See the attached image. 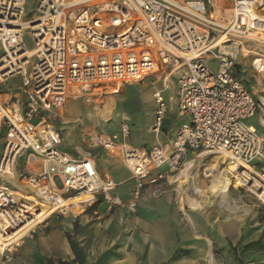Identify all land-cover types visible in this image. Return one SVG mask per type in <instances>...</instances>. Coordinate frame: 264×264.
Instances as JSON below:
<instances>
[{"label": "built area", "instance_id": "1", "mask_svg": "<svg viewBox=\"0 0 264 264\" xmlns=\"http://www.w3.org/2000/svg\"><path fill=\"white\" fill-rule=\"evenodd\" d=\"M256 44L264 45V0L230 7L209 0H0V87L21 79L0 92V264H13L51 218L72 213L65 206L71 199L89 197L83 213L101 201L108 212L136 214L150 187L155 199L167 193V175L189 154L224 156L234 168L231 185L264 207V96L247 76L250 68L257 87L264 83V50ZM149 78L163 81L153 95V134L168 115L172 79L178 110L190 118L170 144L135 148L124 122L115 132L82 131L83 156L65 151L61 124L70 101L105 98ZM256 116L258 128L249 124ZM98 150L130 172L127 202L97 168ZM44 213L51 215L39 222Z\"/></svg>", "mask_w": 264, "mask_h": 264}, {"label": "crops", "instance_id": "2", "mask_svg": "<svg viewBox=\"0 0 264 264\" xmlns=\"http://www.w3.org/2000/svg\"><path fill=\"white\" fill-rule=\"evenodd\" d=\"M209 1L216 7H230L233 3V0ZM134 88L135 91L125 87L120 94L114 96L115 100L111 98L112 96L105 99L110 111L105 113L100 110L102 114H96L99 124H103L101 128L112 127L109 132H115L122 123L127 122L131 126L128 143L135 148L149 150L156 145L170 144L179 127L190 121L188 116L182 115L178 110L175 79L170 80L169 89L165 92L168 115L158 136L151 131L155 119L153 95L163 88V81L149 78ZM145 94L148 112L147 120L143 121L145 115L138 96ZM67 112L68 107L61 124L65 151L72 148L77 151L72 157L83 156L87 152L83 141L82 146L75 145L73 139L63 134L65 128L62 125L79 120L73 116L66 118ZM99 124L94 125V129L84 131H94ZM104 156H107L105 160ZM92 157L100 173L111 178L118 188L133 181L120 158L101 150L93 151ZM103 163L111 169L117 165L119 173L116 179L108 172L101 171ZM123 170L127 171L128 176L122 178L120 173ZM186 175L181 174L180 177L185 179ZM154 189L150 187L144 194L137 214L129 213L125 208H115L110 213L104 205L103 209L98 207L93 213L78 216L81 230L76 235V240L85 249V264H97L99 260L102 264H240L237 260L240 256L230 253V245L240 242L243 235L242 224L230 220H210L204 213L196 212L201 205L193 202L189 203L192 210H187L179 206L168 191L155 199ZM120 194L116 196L125 201ZM84 202L83 200L73 202L74 214L80 213ZM59 217L61 216L51 218L47 225L37 229L33 237L26 240L25 244L32 242L36 250L25 248L26 252L24 250L21 252L29 257L30 264H47V260H53L54 264L60 260L64 262L74 260L66 234H73L75 220L63 218L56 221ZM248 243H243L240 251ZM20 251L15 256L13 264H19ZM244 257L251 261L246 264H264V254Z\"/></svg>", "mask_w": 264, "mask_h": 264}, {"label": "rangeland", "instance_id": "3", "mask_svg": "<svg viewBox=\"0 0 264 264\" xmlns=\"http://www.w3.org/2000/svg\"><path fill=\"white\" fill-rule=\"evenodd\" d=\"M30 8H28V12L30 13ZM25 42L27 45V48L32 51L35 49V43L31 40L30 35L28 33L25 34ZM256 47L263 48L261 44H256ZM250 64H245V67H249ZM252 70L248 68L247 70V76L251 81V84L256 86L255 89H257L258 92H256V95L258 97L264 96V83H261L257 87V82L255 78L253 77ZM21 83L20 77H16L8 81L6 84L0 87V92H8L12 89L19 86ZM121 91H118L114 95H108L109 98L112 96V99H116L114 97L115 95L120 94ZM105 98H94L93 100L87 101L86 98H82L77 101H70L68 106V112L66 114V118L68 117H77L79 120L74 121V123H68L66 125H62L63 128V134L64 136H69L70 139H73L75 141V145L82 146V131L87 129H94V125L99 124L98 117L96 118V114H102L103 112L110 111V106L107 105V101ZM139 104L141 106V109L143 108V114L145 115L143 121L147 120V112L146 110V98L147 94L145 95H139ZM101 107V108H100ZM105 107V110H104ZM101 110V111H100ZM63 121V119H62ZM144 124L146 122H143ZM249 124L254 127H259L258 122V116L254 117L252 120L249 121ZM103 124H99L95 130H98L102 127ZM112 127H107L104 129H107V131H110ZM74 145V146H75ZM67 153L70 156H73L74 153L76 154L77 151L68 148ZM207 155L203 156L201 159H199L194 167L190 168L189 171H187V164L191 162L194 158L198 157L201 153L197 154H189L186 158L185 165L182 166L177 172H174L173 174L167 175V183H169L168 186V193L173 195V197L176 199L179 206L186 208L187 210H192L190 208V204L188 203V200L186 199L187 195H193L192 197L197 200L195 204H200L201 208H198L196 212H202L204 215L207 216L210 220H230V221H237L239 224H242V238L240 242L234 243L230 245V253L239 255L240 259H237L240 264H246L248 261V257H244L245 255H257V254H264V251L257 252L255 250L249 249L244 251L245 246L260 241L262 245H264V207L263 205L250 193L243 191V190H237L234 188L233 183L231 185V179L229 172H226L229 170L228 162H225L223 164L220 163L222 155L217 154H211L206 152ZM101 159V156L99 157ZM107 158V156H104V160ZM112 160H118L117 158H111ZM104 162V161H102ZM212 162V163H211ZM201 165H200V164ZM217 163L219 164V167L216 169H212L211 166H216ZM115 165L113 169L109 168V166L106 163H103L101 166V171L104 173H109L113 178L118 177L119 170L116 169ZM105 169H108L105 171ZM227 173V177L230 179L227 184V195H222V189L223 184L221 182H217V179L222 178V175ZM181 174H187L185 176V179L180 177ZM120 176L126 177L128 176L127 171L123 170L120 173ZM199 177V178H198ZM198 178V179H197ZM202 178V179H201ZM198 181V182H197ZM118 182V180H116ZM134 182H128L124 183L122 186H120L116 192L115 195L120 194V196L124 197L125 201L130 199V193L133 190ZM123 194V195H122ZM128 194V195H127ZM184 196V197H183ZM122 197V198H123ZM124 201V202H125ZM105 204H101L99 207L102 209L104 208ZM118 208V207H117ZM111 213V212H110ZM86 212H84L82 215H85ZM137 214V213H136ZM63 218H69L71 220H77L78 215L74 213H69L65 216H61L56 221H61ZM57 219V218H55ZM250 242V243H248ZM243 243H248L241 249V245ZM25 248L32 249L33 251H36L34 249V245L32 242H29L28 244H25V246L20 251V259L19 264H30L29 257L27 255L21 254L22 250ZM26 249V250H27ZM237 249H239V253L237 254ZM24 250V252H26Z\"/></svg>", "mask_w": 264, "mask_h": 264}, {"label": "trees", "instance_id": "4", "mask_svg": "<svg viewBox=\"0 0 264 264\" xmlns=\"http://www.w3.org/2000/svg\"><path fill=\"white\" fill-rule=\"evenodd\" d=\"M102 204L101 201L97 202L96 204H94L92 207L88 208L86 211V214H90L93 213L94 211H96L98 209V207ZM83 209L84 207L81 209L79 214L83 213ZM81 227H80V223H79V218H77V220L75 221L74 225H73V234L67 233L66 237L67 240L69 242V245L71 247V250L73 252L74 255V260L70 261V262H64V261H58L57 264H85V258H86V252L84 247L76 240V235L80 232ZM255 250L257 252H261L264 251V245H262V243L260 241L255 242V243H251L247 246H245L244 251L246 250ZM47 264H54L53 260H47ZM97 264H102V261L99 260Z\"/></svg>", "mask_w": 264, "mask_h": 264}, {"label": "bare ground", "instance_id": "5", "mask_svg": "<svg viewBox=\"0 0 264 264\" xmlns=\"http://www.w3.org/2000/svg\"><path fill=\"white\" fill-rule=\"evenodd\" d=\"M262 46H264V45H262ZM262 48V47H261ZM205 155H207V153H204V154H200L198 157H196V158H194L191 162H189L188 163V167H187V171H189V169L190 168H195L194 167V165H195V163L199 160V159H201L203 156H205ZM225 162V157L223 156V157H221V161H220V163L221 164H223ZM212 163V162H211ZM226 163V162H225ZM200 164V163H199ZM201 165V164H200ZM212 167V169H216V168H218L219 167V164L217 163V165L216 166H211ZM233 172L234 171V168H232V169H230V170H228V171H226V172ZM229 174V173H228ZM230 176V175H229ZM199 178V177H198ZM197 178V179H198ZM202 179V178H201ZM230 179L227 177V173H225V171H224V174L222 175V178H220V179H217L216 181L217 182H221L222 184H223V189H222V195H224V197H225V195H227V184H228V181H229ZM198 182V181H197ZM231 183V182H230ZM187 198V200H188V203H196L197 202V200H195L192 196L193 195H185ZM184 197V196H183ZM89 199V197H82V198H75V199H71L70 201H68L66 204H65V206L67 207V209L69 210V211H71L72 213H74L73 211H72V208H73V206H72V204H73V202H77V201H79V200H83V201H87ZM51 214H48V213H44L43 215H41L38 219H39V222H41L43 219H46V218H48L49 216H50ZM35 224L36 223H30L24 230L25 231H28L30 228H32L33 226H35ZM211 261L213 262V259L211 258Z\"/></svg>", "mask_w": 264, "mask_h": 264}, {"label": "water", "instance_id": "6", "mask_svg": "<svg viewBox=\"0 0 264 264\" xmlns=\"http://www.w3.org/2000/svg\"><path fill=\"white\" fill-rule=\"evenodd\" d=\"M131 89H132L133 91H135V88H134V87H132Z\"/></svg>", "mask_w": 264, "mask_h": 264}]
</instances>
